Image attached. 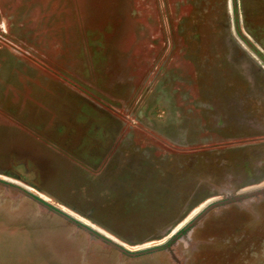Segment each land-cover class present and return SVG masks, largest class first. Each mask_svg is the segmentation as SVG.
Listing matches in <instances>:
<instances>
[{
  "label": "rangeland",
  "instance_id": "obj_1",
  "mask_svg": "<svg viewBox=\"0 0 264 264\" xmlns=\"http://www.w3.org/2000/svg\"><path fill=\"white\" fill-rule=\"evenodd\" d=\"M0 264H264V0H0Z\"/></svg>",
  "mask_w": 264,
  "mask_h": 264
},
{
  "label": "water",
  "instance_id": "obj_2",
  "mask_svg": "<svg viewBox=\"0 0 264 264\" xmlns=\"http://www.w3.org/2000/svg\"><path fill=\"white\" fill-rule=\"evenodd\" d=\"M21 192L25 193L24 191L21 190ZM63 217L65 218H69L67 215H65L64 213H60ZM87 232H92L90 229L86 228L85 226H82ZM101 240H103L104 242L108 243L111 247L115 248L116 250L120 251V252H126L123 249V246H119L117 244H115V242H113V240H107L105 238L99 237ZM129 255H131V253H129Z\"/></svg>",
  "mask_w": 264,
  "mask_h": 264
},
{
  "label": "bare ground",
  "instance_id": "obj_3",
  "mask_svg": "<svg viewBox=\"0 0 264 264\" xmlns=\"http://www.w3.org/2000/svg\"><path fill=\"white\" fill-rule=\"evenodd\" d=\"M81 220H83V219H81ZM84 221V220H83ZM85 222V221H84Z\"/></svg>",
  "mask_w": 264,
  "mask_h": 264
}]
</instances>
